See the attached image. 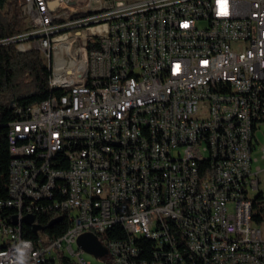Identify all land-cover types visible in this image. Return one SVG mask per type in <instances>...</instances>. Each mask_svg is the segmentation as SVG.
Returning <instances> with one entry per match:
<instances>
[{
    "label": "built area",
    "instance_id": "1",
    "mask_svg": "<svg viewBox=\"0 0 264 264\" xmlns=\"http://www.w3.org/2000/svg\"><path fill=\"white\" fill-rule=\"evenodd\" d=\"M18 10L24 27L0 47L40 51L54 93L11 102L0 264H93L78 245L88 233L107 264H264L253 158L264 0H18ZM26 216L69 226L28 238Z\"/></svg>",
    "mask_w": 264,
    "mask_h": 264
},
{
    "label": "trees",
    "instance_id": "2",
    "mask_svg": "<svg viewBox=\"0 0 264 264\" xmlns=\"http://www.w3.org/2000/svg\"><path fill=\"white\" fill-rule=\"evenodd\" d=\"M23 27L18 0H0V35L15 34ZM50 78L51 71L40 51L24 52L14 45L0 47V199L7 198L10 179L11 153L7 125L15 118L11 102L15 101L24 107L43 102L54 93L50 87ZM38 220L45 226L49 240L63 234L69 226L66 219H60L52 227L47 226V218ZM25 233L28 238L38 237V233L30 227L25 229ZM104 237H114L113 231L107 232Z\"/></svg>",
    "mask_w": 264,
    "mask_h": 264
},
{
    "label": "rangeland",
    "instance_id": "3",
    "mask_svg": "<svg viewBox=\"0 0 264 264\" xmlns=\"http://www.w3.org/2000/svg\"><path fill=\"white\" fill-rule=\"evenodd\" d=\"M258 135H259L260 143L257 145V148L253 152V158L257 159V161H254V167L255 168L260 167L262 169V172L260 174V180H261L260 190L264 192V157L262 152V146L264 145V126L262 127V130L259 131ZM256 206H257L256 216L257 217L259 216L260 218L262 217L264 218V200H258L256 202ZM261 227L264 231V223L261 224ZM39 233L44 240H49L50 236L46 231L41 230ZM76 247L77 246L75 245V248ZM85 258L91 261L93 264H107V260L110 259V254L106 253L102 257L97 258L92 254L85 253Z\"/></svg>",
    "mask_w": 264,
    "mask_h": 264
},
{
    "label": "water",
    "instance_id": "4",
    "mask_svg": "<svg viewBox=\"0 0 264 264\" xmlns=\"http://www.w3.org/2000/svg\"><path fill=\"white\" fill-rule=\"evenodd\" d=\"M58 220H55L49 224V227H52ZM25 223L28 226H31L35 232H38L42 227L40 225L35 224L34 216H26ZM78 245L82 247L87 253L92 254L94 256H102L106 254V250L101 245L99 239L94 234H84L78 240Z\"/></svg>",
    "mask_w": 264,
    "mask_h": 264
},
{
    "label": "bare ground",
    "instance_id": "5",
    "mask_svg": "<svg viewBox=\"0 0 264 264\" xmlns=\"http://www.w3.org/2000/svg\"><path fill=\"white\" fill-rule=\"evenodd\" d=\"M37 40H44V33H37ZM59 162L62 163H71V155L68 154H59ZM11 167V164H10ZM33 229L31 226H28ZM37 233V232H35Z\"/></svg>",
    "mask_w": 264,
    "mask_h": 264
},
{
    "label": "flooded vegetation",
    "instance_id": "6",
    "mask_svg": "<svg viewBox=\"0 0 264 264\" xmlns=\"http://www.w3.org/2000/svg\"><path fill=\"white\" fill-rule=\"evenodd\" d=\"M41 227H42V228H41L40 230L45 231V229H46L45 226L41 224Z\"/></svg>",
    "mask_w": 264,
    "mask_h": 264
},
{
    "label": "snow or ice",
    "instance_id": "7",
    "mask_svg": "<svg viewBox=\"0 0 264 264\" xmlns=\"http://www.w3.org/2000/svg\"><path fill=\"white\" fill-rule=\"evenodd\" d=\"M186 26V25H185Z\"/></svg>",
    "mask_w": 264,
    "mask_h": 264
}]
</instances>
